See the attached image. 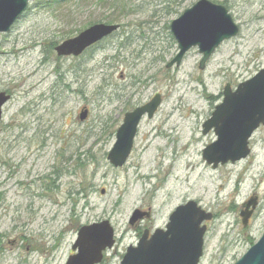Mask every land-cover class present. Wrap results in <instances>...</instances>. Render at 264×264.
<instances>
[{
	"label": "rangeland",
	"instance_id": "obj_1",
	"mask_svg": "<svg viewBox=\"0 0 264 264\" xmlns=\"http://www.w3.org/2000/svg\"><path fill=\"white\" fill-rule=\"evenodd\" d=\"M198 1L37 0L0 34V94L10 96L0 119V264H66L79 229L103 221L116 245L101 264H120L144 230L164 229L189 201L214 216L200 264H235L259 241L264 127L247 159L213 169L203 151L217 136L203 125L227 84L264 69V0H208L228 9L239 34L205 70L198 48L168 70L178 53L170 25ZM99 23L121 29L79 58L56 54ZM156 94L159 111L141 121L126 165L114 168L107 156L125 114ZM254 197L244 227L242 206ZM136 210L151 217L131 226Z\"/></svg>",
	"mask_w": 264,
	"mask_h": 264
},
{
	"label": "water",
	"instance_id": "obj_2",
	"mask_svg": "<svg viewBox=\"0 0 264 264\" xmlns=\"http://www.w3.org/2000/svg\"><path fill=\"white\" fill-rule=\"evenodd\" d=\"M34 1L0 0V34L8 33ZM119 29V25L95 24L59 44L55 51L59 57H79ZM170 29L179 52L166 68L179 67L184 56L197 47L203 55L200 70L205 69L206 63L221 44L236 37L240 30L226 7L208 0H200L187 9L171 23ZM223 95L222 104L215 108L211 118L203 125L204 135L213 130L217 136V141L203 151V160L213 169L229 162L234 164L251 154L249 141L264 126V69L235 90L227 84ZM9 100L10 96L0 94V119L3 106ZM161 104L162 97L157 94L149 103L125 114L107 156L113 167L121 168L127 163L142 119L145 116L152 119ZM87 114L86 110L80 119L85 120ZM257 205V198L243 205L245 210L241 212V217L244 227L248 225ZM145 217L149 218L150 213L136 210L130 225L134 226ZM212 219L213 215L195 201L180 205L170 215L165 229H157L152 235L146 230L136 246L127 248L120 264H200L207 232L204 223ZM115 244V231L109 221L83 226L72 247L76 253L69 257L66 264H101L104 253L112 250ZM235 264H264V233Z\"/></svg>",
	"mask_w": 264,
	"mask_h": 264
},
{
	"label": "bare ground",
	"instance_id": "obj_3",
	"mask_svg": "<svg viewBox=\"0 0 264 264\" xmlns=\"http://www.w3.org/2000/svg\"><path fill=\"white\" fill-rule=\"evenodd\" d=\"M153 147H155V145H152V148H153ZM152 148L150 149L149 152H151ZM195 186H196V183H195L194 187H195ZM196 187H198V185H197Z\"/></svg>",
	"mask_w": 264,
	"mask_h": 264
},
{
	"label": "flooded vegetation",
	"instance_id": "obj_4",
	"mask_svg": "<svg viewBox=\"0 0 264 264\" xmlns=\"http://www.w3.org/2000/svg\"><path fill=\"white\" fill-rule=\"evenodd\" d=\"M142 221V220H141ZM141 221H139V222H141Z\"/></svg>",
	"mask_w": 264,
	"mask_h": 264
}]
</instances>
